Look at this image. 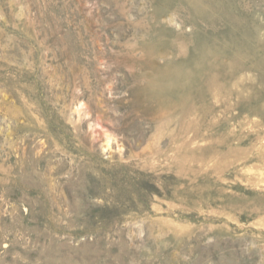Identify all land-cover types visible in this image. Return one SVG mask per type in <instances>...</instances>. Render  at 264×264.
Returning a JSON list of instances; mask_svg holds the SVG:
<instances>
[{
	"label": "rangeland",
	"instance_id": "rangeland-1",
	"mask_svg": "<svg viewBox=\"0 0 264 264\" xmlns=\"http://www.w3.org/2000/svg\"><path fill=\"white\" fill-rule=\"evenodd\" d=\"M0 264H264V0H0Z\"/></svg>",
	"mask_w": 264,
	"mask_h": 264
}]
</instances>
